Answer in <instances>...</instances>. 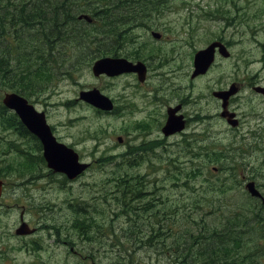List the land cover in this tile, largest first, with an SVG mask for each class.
I'll list each match as a JSON object with an SVG mask.
<instances>
[{
	"label": "rangeland",
	"instance_id": "374dc122",
	"mask_svg": "<svg viewBox=\"0 0 264 264\" xmlns=\"http://www.w3.org/2000/svg\"><path fill=\"white\" fill-rule=\"evenodd\" d=\"M148 15L144 25L133 29L123 43L103 38L98 58L92 55L84 60L97 46L86 51L69 45L65 65L52 83L41 86L42 91L29 98L24 96L38 111L46 113L55 135L72 145L81 162L90 168L66 184L58 174L48 176V169L37 160L39 171L27 169L23 175L14 156H0V167L7 166L1 171L8 183L4 202L13 207L0 210V264H81L82 258L63 247L67 237L83 256L82 264H119L129 262L131 257L133 264H175L164 247L145 244L152 231L149 226L157 222V216L167 213L157 223L165 226L170 221L167 216L176 214V230L179 234L189 230L190 234L199 228L195 223L213 227L231 213V204L247 193L248 181H255L264 194V97L253 90L254 85L264 84V0H166L160 12ZM156 32L165 40L154 39L152 34ZM217 37L231 42V70L229 63L221 59L209 74L192 80L195 54ZM123 44L129 52H137L135 61L146 65L145 84L134 77L109 79L93 74L94 63L117 55L114 48ZM230 72L231 83L245 85L231 102L241 122L239 129L231 127V138L228 125L212 119L216 104L208 98V92L218 81L227 80ZM93 89L112 100L128 97L122 116L100 111L79 99L80 92ZM181 101L187 103L186 111L192 119L198 115L199 121L192 120L186 135L167 137L162 132L167 109ZM30 140L29 135L0 131V153L6 141H10L8 150L31 153ZM230 147L231 169H235L231 170V178ZM138 148L141 152L134 161L139 165L134 172L145 181L141 184L145 188L143 196L135 200L128 195L119 203L122 198L114 193L123 192L106 182L116 171V159L108 158L118 157L124 166L132 160V149L136 153ZM179 164L180 171L174 168ZM177 175L181 178L178 182L174 179ZM20 182H28L25 190H19ZM74 201L81 207L85 203L87 214L104 227L92 229L90 236L72 228L77 218L85 216L72 208ZM16 203L27 206L26 222L34 227L50 224L62 229L59 243L54 245V238L48 232L42 233L44 229L34 237L18 239L15 226L22 209L15 208ZM44 205L51 210L49 217L42 219ZM124 205L138 209V216H129ZM96 231L103 237L92 241ZM33 240L46 248L37 253L31 246Z\"/></svg>",
	"mask_w": 264,
	"mask_h": 264
},
{
	"label": "trees",
	"instance_id": "16d2710c",
	"mask_svg": "<svg viewBox=\"0 0 264 264\" xmlns=\"http://www.w3.org/2000/svg\"><path fill=\"white\" fill-rule=\"evenodd\" d=\"M165 4L166 0H0V131L29 135L18 116L3 105L6 92L29 98L30 94L42 91L41 86L51 84L65 65L69 45L86 51L97 46V50L84 54V60L92 55L98 58L103 51L100 49L103 38H126L133 29L144 25L143 19L151 16L149 13L160 12ZM82 14L89 15L93 22L79 20ZM139 152L132 149V160H127L124 166L120 158H108L116 159V171L106 182L123 192L114 193L116 198L121 196L119 203L128 195L135 200L143 196L145 188L141 184L145 181L134 172L139 165L134 161ZM28 164V170H37L30 161ZM180 167L179 164L174 168L180 171ZM178 174L182 176L181 172ZM174 179L181 180L178 175ZM243 195L240 200L236 195L238 201L231 204V213L218 220V224L210 227L207 223H195L199 228L190 234L188 229L180 234L176 230V214L167 216L170 221L165 226L157 224L167 214L164 211L155 224H150L152 231L145 244L164 247L175 264H264V204L247 193ZM123 207L129 216H138L135 207ZM74 210L85 216L77 218L72 228L88 231L104 227L80 205ZM202 222L207 220L202 218ZM167 238L171 243L167 244ZM139 243L143 240L139 239ZM119 264H133V257Z\"/></svg>",
	"mask_w": 264,
	"mask_h": 264
},
{
	"label": "water",
	"instance_id": "95a60500",
	"mask_svg": "<svg viewBox=\"0 0 264 264\" xmlns=\"http://www.w3.org/2000/svg\"><path fill=\"white\" fill-rule=\"evenodd\" d=\"M79 20H85L87 23L93 22L91 17L86 14L80 15ZM153 37L157 40L161 38L158 33H153ZM218 46L224 49V51L221 52L225 57L230 56L229 52H227V50L220 44H212L207 49L197 52L194 58L195 70L192 75L193 78L205 75L208 72L214 63L215 49ZM92 70L96 77L101 75L117 77L125 73H137L140 82L145 81L147 74V67L142 62L133 63L126 59L109 57L97 60L94 63ZM238 91L239 90L236 85H232L231 91L227 92L225 95L222 93L217 94L220 98L224 95V108H226V102L229 97L237 95ZM254 91L264 96V87L256 86ZM80 98L86 103L104 112H111L114 109L113 101L97 89L82 92L80 94ZM2 101L7 109L17 114L23 125L30 131V133L35 135L42 142L44 146V157L51 170L56 173L65 174L69 179L74 180L89 168L88 164L80 162L79 155L73 149H70L65 144L57 141L50 125L47 123L45 113L38 112L26 98L17 93H6ZM178 110L179 108H171L168 110V119L163 128V133L167 137L181 133L185 128L183 117L176 116ZM227 119L231 127L237 128L239 126V120L236 118L235 113H231V116ZM245 189L250 196L253 198H260L264 202V197L258 189L255 181L247 182ZM22 229L18 233L27 234L25 233L27 231H22Z\"/></svg>",
	"mask_w": 264,
	"mask_h": 264
},
{
	"label": "flooded vegetation",
	"instance_id": "af4514ba",
	"mask_svg": "<svg viewBox=\"0 0 264 264\" xmlns=\"http://www.w3.org/2000/svg\"><path fill=\"white\" fill-rule=\"evenodd\" d=\"M158 34H160V36H161V38L159 39V41H164L165 40V38H164V36H163V34H161V33H158ZM123 39L124 38H118L117 39V41L116 42H118V43H123ZM86 41H89V40H86ZM101 42H104V39H102L101 40ZM212 44H220V45H222L226 50H227V52H229V54H230V56L229 57H225L223 54H222V52L221 51H224V49H222L221 47H217L216 49H215V60H214V63L212 64V66H211V68L213 67V66H215L216 65V63L219 61V60H225V61H227L228 63H229V67H230V70H231V56H232V53H231V42L230 41H228L227 39H225L224 37H217V38H213L211 41H210V43L204 48V49H202V50H205V49H207L210 45H212ZM88 49H91V48H88ZM100 49H102V47L100 48ZM116 51H117V55H114V56H106V57H109V58H119V59H126V60H128V61H130V62H133V63H137L138 61H135V60H138V59H136V58H134V57H136L135 56V54L137 53V52H135V51H133V53L130 51H128L127 50V48H126V46H124V44L123 45H119V47H116V48H114ZM96 50H97V48H96ZM106 57H104V58H106ZM209 69L208 70V72L205 74V75H207V74H209V72L212 70V69ZM192 75H193V73H192ZM205 75H200V76H197V77H195V78H193V76H191V79L192 80H198V79H201L202 77H204ZM100 77H106V78H109V79H114V78H126V77H134V78H137V80L140 82V80H139V76H138V74L137 73H125V74H122V75H120V76H117V77H114V78H112V77H109V76H107V75H101V76H99L98 78H100ZM148 78V69H147V74H146V79ZM145 79V81L144 82H140V83H146L147 82V80ZM232 85H236V87L238 88V94L236 95V96H238L240 93H241V91H243L244 89H245V85H244V83H242V82H233V83H231V72L228 74V78H227V80H225V81H221V82H219L218 81V84L213 88V90H210L209 92H208V98H210V99H212V101H214V103L216 104L215 105V115L214 116H212V119L213 118H217L218 120H216V119H214V120H216L217 122H222L223 124H227L228 125V129H229V131H230V138H231V125L228 123V117H230L231 116V112H233L232 111V109H231V102H232V100H233V98H235L236 96H233V97H229V99H228V101L226 102V108H224V105H225V100L223 99V96L227 93V92H229V91H231V86ZM255 86H258V85H254V87ZM259 86H262V87H264V84L263 85H259ZM253 87V85L251 86V88ZM98 90V89H97ZM87 91H91V90H87ZM82 92H84V91H82ZM82 92H80L79 93V99L80 100H82L81 98H80V94L82 93ZM102 93V92H101ZM224 94L223 96H222V98H220L219 96H217V94ZM264 97V96H263ZM131 98V97H130ZM111 99V98H110ZM112 100V99H111ZM113 101V104H114V109H113V111H111V112H106V113H112V114H115V115H119V116H122V112H121V110H122V108L124 109H126L127 108V103H128V97H126V96H124V97H118L117 99H114V100H112ZM82 102H85V101H83L82 100ZM178 103V102H177ZM174 104H176V103H174ZM173 104V105H174ZM171 108H173V109H175V108H179V110H178V112L176 113V116L177 117H179V116H182L183 117V121L185 122V128H184V131L182 132V135H186L187 134V132H186V130L188 129V128H190L191 126H192V120L193 121H195V122H198L199 121V116L197 115V116H194V118L192 119V116H190L188 113H187V111H186V108H188L187 107V103L185 102V101H181L179 104H176V105H174L173 107H168V109H167V115H166V122H167V119H168V110L169 109H171ZM104 112V111H103ZM43 113H45V112H43ZM233 113H235V112H233ZM124 114H125V110H124ZM236 114V113H235ZM45 115H46V113H45ZM206 116H209V115H206ZM206 116H202L203 118L204 117H206ZM236 117H237V114H236ZM46 118H47V115H46ZM237 119H238V117H237ZM239 120V119H238ZM48 122V121H47ZM140 123V122H139ZM241 122H240V120H239V126L237 127V129H239V127H240V124ZM49 124V123H48ZM166 124V123H165ZM196 126H197V124H196ZM27 129V128H26ZM51 129H52V131H53V134H54V136L56 137V139H57V141L59 142V143H62V144H65L60 138H58L56 135H55V128L54 127H52L51 126ZM163 130V129H162ZM28 131V130H27ZM29 132V131H28ZM175 136V135H174ZM29 137H31V139L32 140H30V141H33V144L32 145H30V149H31V153H35V154H37V155H35V154H31V153H28V152H26V151H23V150H21V151H19V150H12V149H9L8 150V147H9V144H10V141H6L5 143H3L4 144V147H5V149L4 150H1L2 151V153H0V156L2 157V156H6L7 154H9V155H11V156H14L15 158H16V160H14L17 164H19V167H17V168H21L20 169V172H22V174L23 175H25V173L27 172L26 170L29 168L28 166H29V164H28V161H30L33 165H34V167H36L37 169H38V166L39 165H36V162L37 161H39V162H41L42 163V165L44 166V168L46 169H48V176H50V175H56V174H58L59 176H61V180L62 181H64L66 184H67V182L68 181H71V182H74V180H76L77 178H75L74 180H71V179H69L65 174H60V173H56V172H54L53 170H51L49 167H48V165H47V161H46V159H45V157H44V146H43V144H42V142L35 136V135H32V134H30L29 133ZM172 137V136H171ZM118 141L121 143V142H123V139L120 137V139H118ZM8 142V143H7ZM155 142V141H154ZM7 143V144H6ZM200 143H201V141H199V142H197V149L199 148V146H200ZM67 147H69L70 149H73L74 151H76L74 148H73V146L72 145H67V144H65ZM151 145V144H150ZM139 147H141V148H143L144 146H139ZM141 148H138L137 150H140ZM28 149V148H27ZM199 150V149H198ZM77 152V151H76ZM78 153V152H77ZM199 153V152H198ZM197 152H196V155L198 156L199 154H198ZM78 155H79V158H80V160H81V156H80V154L78 153ZM35 160H37V161H35ZM229 161H230V168H229V172H230V178H231V147H230V156H229ZM0 165H1V163H0ZM3 168H7V166H1L0 167V178H2V179H0V184H1V190H0V210H2V211H4L5 209H6V207L7 208H13L12 206H11V204H7V203H5L4 201H5V195H6V193H7V185H8V183L6 182V181H4L3 179H5V177H3V175H1L2 174V172L1 171H5V169H3ZM16 168V169H17ZM23 170H24V172H23ZM40 170H41V168H40ZM216 171H217V168L215 169ZM85 173V172H84ZM84 173H82L81 175H83ZM81 175H79L78 177H80ZM64 183V184H65ZM38 184H43V183H41V182H39ZM49 185H51V183L50 182H48V186ZM17 186L19 187V190H25L26 188H27V186H28V182H20L19 184H17ZM230 191H231V187H230ZM263 194V193H262ZM263 197H264V194H263ZM262 202V201H261ZM81 203V202H80ZM263 203V202H262ZM264 204V203H263ZM81 205H82V208H84L85 210H86V208H87V206H86V204L85 203H81ZM21 206V213H20V219H19V223H18V226L16 227L15 226V228H16V230H15V235L18 237V239H27V238H31V237H34V236H36L38 233H40V230H42V229H44L43 231H42V233L43 232H48V234H49V237H52V238H54V242H52L54 245L55 244H57V242L58 241H60L61 239H62V235H63V233H62V229H59V228H56L55 227V225H50V224H46V225H44V226H42V225H40L39 227H34L31 223H28V222H26V218H25V214H26V212H27V206L26 205H20V204H18V203H16L15 204V208H19ZM48 206L49 205H44L43 207H42V210H43V214L41 215L43 218L42 219H45V218H48L49 217V215L47 214V213H49L50 212V210L51 209H49L48 208ZM52 206H54V205H52ZM72 208L74 209V207L75 206H79L78 204H76L75 202L74 203H72ZM81 207V206H80ZM45 227V228H44ZM23 228V229H22ZM22 229V231H27V232H25V233H27V234H19L18 232L20 231ZM92 230V229H91ZM91 230H81V231H85V232H88L87 233V235L88 236H90L91 234H93L92 232H90ZM30 231H31V233H30ZM71 232H76V231H71ZM41 233V234H42ZM98 233V231H96V234L94 235V237L93 238H91V240L92 241H97L98 239H100V238H102L103 236L101 235H99V234H97ZM83 234V233H82ZM84 235V234H83ZM111 235V234H110ZM69 236H71V235H69ZM69 237H67L66 239H65V241H63V244H64V248L65 249H67L68 251H69V253L72 255V254H74V255H77V256H79L80 258H82V263H83V261H84V258H83V256H81V255H79V253L75 250V244L73 243L74 241H71V240H69L68 239ZM91 240H90V238H88L87 236H86V241H88V242H91ZM99 241V240H98ZM32 244H31V246L36 250V252L37 253H40V252H42L46 247H44V246H42L37 240H33L32 242H31ZM59 243V242H58ZM28 247V246H27ZM88 257H90V256H88ZM86 262V261H85ZM81 263V264H82Z\"/></svg>",
	"mask_w": 264,
	"mask_h": 264
}]
</instances>
